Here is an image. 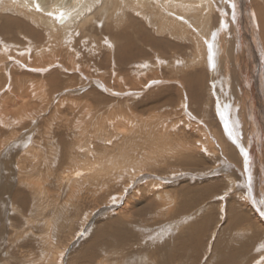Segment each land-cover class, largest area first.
<instances>
[{
  "label": "rangeland",
  "instance_id": "obj_1",
  "mask_svg": "<svg viewBox=\"0 0 264 264\" xmlns=\"http://www.w3.org/2000/svg\"><path fill=\"white\" fill-rule=\"evenodd\" d=\"M104 2L110 8L103 18H113L91 25L96 40L82 29L72 37V29L67 27L71 44L66 48H61L58 38L48 37L43 23L28 18L31 15L26 17L24 12L6 6L4 15H0V104H20L7 113L8 127L0 124V264H46L41 262L43 253L55 246L46 240L49 235L59 240L55 251L62 253L60 264H215L219 255L237 248L254 253L263 233L256 225L252 208L264 217L263 27L257 24L255 44L249 40L251 34H245L242 16L236 18L232 12L229 21L233 6L223 5L222 13L227 17L219 19L215 15L216 26L209 39L214 50L218 47V29H227L226 25L233 28L238 24L242 40L237 39L239 54L236 50L230 53L224 67L220 65L224 49L217 48L214 89L203 59L194 67L188 65L196 50L193 38L198 33L197 29L191 31V21L199 20V10L194 7H201V3L186 4L180 9L182 14H177L160 13L161 3L157 2L147 7L141 5V0H100L86 13L101 6L100 13ZM214 2L219 4L221 0H204V4ZM3 5L1 0L0 6ZM238 6L245 13L254 11L264 23V0H239ZM65 16L70 17L68 13ZM121 16L127 20L119 25ZM173 17L178 25L165 27L164 23ZM5 22L12 28L2 30ZM45 43L46 48L42 46ZM39 47L44 48L43 56ZM54 50L59 51L58 57H70L68 53L76 52L79 57L75 68L70 67L73 65L68 64V59L55 58ZM236 55L240 56L238 60ZM141 65L144 72L132 79L131 71ZM55 72L61 77V86L52 95L37 100L38 95L30 87L46 90L47 78ZM196 72L203 77L198 75L199 81L192 79L193 87L190 85L189 89V75L199 74ZM119 77H125L127 82L120 84ZM217 94L229 119L232 117L230 121L235 122V141L223 128L216 109ZM243 110L245 123L240 115ZM121 114H127L124 118L130 122L126 123L125 137L116 129L117 123L114 126L108 122ZM254 125L259 129L256 135L251 133ZM204 129L215 142L211 147L213 154L196 150V143L204 140L199 131ZM29 131L33 143L25 150L23 143L14 141L29 136ZM105 131L109 132L106 137ZM163 132L175 135L185 150H190L182 152L177 142L166 144ZM102 136L117 146L108 158L113 153V157L131 154L132 158L145 159L146 162L138 163L141 172L135 176L126 172L127 178L119 182L112 178L109 186L104 178H92L88 170L89 176L85 177L66 172L75 166V157L92 160L88 162L91 170L92 163L97 165L106 159L96 153L105 147L96 149ZM10 143L12 148H8ZM83 148L96 151L88 155ZM31 150L32 154L26 152ZM78 169V173L82 172ZM229 179L235 184L233 192L228 190ZM151 183H158L163 193L167 191L168 202L147 193L145 188ZM131 198V217L126 221L117 213ZM219 206L226 208L227 214ZM235 214L241 220L237 221ZM184 219L187 223L182 229L174 225Z\"/></svg>",
  "mask_w": 264,
  "mask_h": 264
},
{
  "label": "bare ground",
  "instance_id": "obj_2",
  "mask_svg": "<svg viewBox=\"0 0 264 264\" xmlns=\"http://www.w3.org/2000/svg\"><path fill=\"white\" fill-rule=\"evenodd\" d=\"M1 1V0H0ZM95 1H100V0H2V2L4 3L3 6H0V15L3 14V8L4 6H6V9L8 8H12L13 10L15 9L17 12L19 13H22L24 12L23 15H25L26 17L30 18L32 17V20L34 21H40L41 23H43V27H45L46 31H47V36L50 37V38H56L54 40H57V38L59 40H61V42L59 41V44L61 45V48H64L65 46L67 47V45H70L71 43H69V41L67 40V36H69L71 38V36L75 35V31L77 30H83L84 32H87L88 34H92L94 37V40H96V36L94 35V30L95 29L93 26L91 25H94V22L95 21H101L103 19H107L108 21L112 20L113 17H110L108 18L107 16H104L106 18H103V15L104 14H107V11L109 10L110 8V5L107 3V2H104L103 3V6H102V9L99 13V7L97 9V11L95 12H92V13H86L87 12V8H92V5ZM119 2V0H117ZM122 1V0H121ZM124 1H129V0H124ZM141 5L142 4H145V6L149 7L150 5H153V2H157V3H161V10L160 13L162 12H176L177 14H182V12L180 11L181 8L185 7L186 4H189V3H201L202 5H198V6H201L199 8H195L194 7V10H199V14H198V19L197 21H191V26L192 29L191 31H194V30H198V33L195 32V38H193V41H194V44L196 46V50H195V53L193 54V58L191 59V63H188L189 67H194L195 65H197V63H200L201 60L203 59V61L205 62L209 72H210V75H211V78H212V86L214 87V89H217V84H216V81H215V77H216V73H217V67H218V51H217V48L222 46V49H224V53L223 55L220 57V65L223 67L225 66V62L228 61V59L230 58V53H234L235 50H236V54H239L237 52V49L239 48V43H240V40H242V38H240V29H238V24H236L235 27L231 28L230 25H226L227 29H218L219 31V35H218V47L216 48V50H214L215 47H213V45L211 44V41L209 40L211 35H212V29L215 28V19H217L216 17L218 16L219 19H222V18H225L227 16H224L223 15V10L222 7L223 5H226V7H232V9H229V21H232L231 19V13L233 12V14L235 15V17H239V16H242L243 19H245L243 21L244 23V29H245V34H248L249 37H250V34H251V37H250V41L255 43V44H258V38H256V36H258V30H257V24L261 27H263L264 29V23H263V19H258L257 18V14L252 11V12H249L248 11L245 13L242 11V9H239L240 6H238L239 4V0L236 1V0H221V2H219V4L217 2H214L212 5H209V4H204V0H141ZM217 1H220V0H217ZM133 2V1H132ZM234 2V3H233ZM241 2V1H240ZM135 3V2H133ZM140 3V2H139ZM253 3V2H252ZM128 4V3H127ZM218 4V5H217ZM37 5H39V8H37ZM130 5V4H129ZM241 5V4H240ZM137 6V5H136ZM120 7L121 8H124V6L122 7L121 4H120ZM129 7V6H128ZM132 7V6H131ZM144 7V6H143ZM114 8V6L112 7V9ZM235 8L237 10H235ZM149 9V8H148ZM169 9V10H168ZM126 11V10H125ZM178 11V12H177ZM201 11V12H200ZM207 11V13L205 12ZM214 11H216V13L214 14ZM69 14V16H65L66 14ZM124 13V12H123ZM144 13V12H143ZM226 13V12H225ZM4 15V14H3ZM127 15V14H126ZM145 15V14H144ZM185 15V14H184ZM215 15H217L215 17ZM226 15V14H225ZM69 17V18H68ZM245 17V18H244ZM126 18V16H121L119 17L120 21H119V25H122L123 22H125L124 20H127V19H124ZM124 19V20H123ZM129 19V18H128ZM234 19V18H233ZM63 21L65 22L64 25H60V22ZM258 21V23H257ZM122 22V23H121ZM127 22V21H126ZM37 23V22H36ZM117 23V22H116ZM121 23V24H120ZM3 23H0V27L2 26ZM39 24V22H38ZM97 24V22H96ZM99 24V23H98ZM168 24L169 26L170 25H173V26H176L177 24V21L174 20V17L173 19L172 18H169V20L164 23V26L165 27H168ZM231 24H233L231 22ZM41 25V24H40ZM45 25V26H44ZM111 25V24H110ZM178 25V24H177ZM180 25V24H179ZM91 26V27H90ZM99 26V25H98ZM97 26V27H98ZM188 26V25H187ZM225 26V25H224ZM72 29V33H71V36H70V33L68 32V28ZM117 27V26H116ZM163 27V26H162ZM172 27V26H171ZM9 28H12L8 27V24L5 22L4 23V26H3V29L2 30H7ZM41 28H42V25H41ZM118 28V27H117ZM169 28V27H168ZM173 28V27H172ZM124 29V28H123ZM229 29V30H228ZM263 29L261 31H263ZM52 31L53 33L52 34H49L50 31ZM182 30V29H181ZM78 31V32H79ZM82 32V31H80ZM51 33V32H50ZM122 33V32H121ZM4 34V33H3ZM85 34V33H84ZM183 34V33H182ZM194 34V33H193ZM263 36H264V31H263ZM82 35V34H81ZM87 35V34H86ZM72 36V37H73ZM89 36V35H88ZM111 36V35H110ZM246 36V35H245ZM80 37V36H79ZM105 37V36H104ZM113 37V35H112ZM121 37V36H120ZM186 37V36H185ZM77 38V37H76ZM124 38V37H123ZM238 38H240V40H237ZM82 39V38H81ZM87 39V38H86ZM99 39V38H98ZM115 39V38H114ZM129 39V38H128ZM197 39L200 40L201 44L198 45V41ZM247 39V38H246ZM114 41V40H113ZM79 42V41H78ZM100 43V42H99ZM193 43V42H192ZM237 43V47L235 48V45ZM202 45V49L200 50L199 48L201 47ZM209 45H211V47H209ZM215 45V44H214ZM44 46L45 48L47 47V44L45 43V45H42ZM128 46V45H126ZM65 47V48H66ZM130 47V46H128ZM42 51H41V54L43 56L44 54V48L43 47H39ZM69 49V48H68ZM128 49V48H127ZM131 49V48H130ZM248 49V48H247ZM65 50V49H64ZM58 50H54L53 51V55L55 58L57 59H63V60H69L68 61V64L69 65H73V66H70V67H74L77 65L76 61H77V57L76 56V52L74 55H70L68 53V51H66L68 53V55L70 57H68L67 55H64L62 54L60 57H58V53H57ZM63 51V50H62ZM59 52V51H58ZM64 53V51H63ZM202 56H201V55ZM201 57V58H199ZM237 57V60L238 58H240V56L236 55ZM240 62V61H239ZM238 62V63H239ZM143 63V62H141ZM75 65V66H74ZM144 68L143 65L140 66V68H137L136 70H132L131 73L133 74L132 76V79L136 80V77H138L139 75H141L143 72H144ZM40 71V70H38ZM149 73V72H147ZM196 73H199V72H196ZM202 73L200 72L199 74H190L189 75V86L190 85L192 86V81L194 80V78L197 79L198 75H200V78H202L203 76L201 75ZM59 75L57 74V72L54 73H51L49 74V79L47 78V87L46 90L41 87V88H35L34 87H30V89L32 88V91L35 92V96L38 95V98L37 100L41 101L43 100L46 96H50L53 94L55 88H59V86H61L60 84V76L58 77ZM118 77V76H117ZM191 79V80H190ZM193 79V80H192ZM120 84H121V81H126V78L125 77H119L118 78ZM199 81V79H197ZM116 81V80H115ZM221 81V80H220ZM127 82V81H126ZM103 83V82H102ZM40 85V84H39ZM221 85V84H220ZM115 87H117L115 85ZM193 87V86H192ZM191 89V87L189 88ZM58 90V89H57ZM31 91V92H32ZM218 93V91H217ZM226 93V92H225ZM91 94V93H90ZM221 95H223V92L221 91ZM215 96V95H214ZM217 97V108L218 111L220 112V117H222L221 119L223 120V128L224 130L226 131V134L232 138V140L235 141L234 139V135L236 134V131L235 130V122L233 121H230L227 113L226 112V107L224 106V104L221 102V99L219 98L218 94L216 95ZM224 98V97H222ZM46 101V100H44ZM185 101V100H184ZM184 101L182 102V105L184 106ZM222 101L224 102V100L222 99ZM73 102V101H72ZM187 102V101H186ZM62 103V102H61ZM71 104V103H70ZM5 105V106H4ZM186 105V103H185ZM246 105V104H244ZM20 104L19 103H13V104H0V124L2 126H7L8 127V124H7V120H8V115L7 113L9 112V110L11 108H16L18 107L19 108ZM247 106V105H246ZM5 107V111H3V108ZM62 107V106H61ZM81 107V106H80ZM248 107V106H247ZM244 108V107H243ZM79 110V109H78ZM115 110V109H114ZM59 111V110H58ZM57 111V112H58ZM125 111V110H123ZM241 111V110H240ZM85 112V111H84ZM122 116L116 117V119H112L111 121L109 120L108 122L109 123H112L114 126L116 125L117 123V130L120 132L119 134H121L122 136L124 135V131L126 130V123L129 124L130 122L127 121L128 119L124 118L127 114H121ZM219 115V114H218ZM241 117L243 118V123H245V116H246V112L245 110H243V112L240 114ZM117 116V115H116ZM105 118V117H104ZM247 118V117H246ZM22 119H24L22 117ZM106 119V118H105ZM104 119V120H105ZM14 121V120H12ZM150 121V120H149ZM102 122V121H100ZM18 123V122H17ZM22 123V121H21ZM103 123V122H102ZM20 124V123H19ZM92 124V123H91ZM154 124V123H153ZM251 125H253V122L250 123ZM112 125V126H113ZM130 125V124H129ZM128 125V126H129ZM97 126V125H96ZM105 126V124H104ZM111 126V127H112ZM127 126V127H128ZM154 126V125H153ZM16 127V126H15ZM101 127V126H100ZM99 127V128H100ZM81 128V127H80ZM152 128V127H150ZM180 128V127H179ZM189 128V127H188ZM251 133L252 135L255 134V132H258L259 129L254 125V126H251ZM156 129V128H155ZM201 128H199L198 130H200ZM115 130V129H114ZM151 130V129H150ZM157 130V129H156ZM165 130V129H164ZM167 130V129H166ZM108 131V130H107ZM112 131V130H110ZM169 131V130H168ZM206 130L204 129L203 131H199V132H202V136L204 137V140H199L198 143H196V150L200 153H204L205 155L206 152L204 151V149L208 152V153H211L212 149L211 147L214 148V140L211 138V136L208 134L207 135V131L205 132ZM30 132V131H29ZM96 132V131H95ZM115 132V131H113ZM112 132V133H113ZM136 132V131H135ZM145 132V131H144ZM170 132V131H169ZM14 133V132H13ZM109 133V132H108ZM108 133H103L105 134V137L108 135ZM117 133V132H116ZM131 133V132H130ZM129 133V134H130ZM141 133V132H140ZM29 134V133H28ZM101 134V133H100ZM99 132H98V135H100ZM133 134V133H132ZM131 134V135H132ZM138 134V132L136 133ZM135 134V136H136ZM258 134V133H256ZM255 134V135H256ZM161 135V133H160ZM163 137H165L164 139H166V141H164L166 144H169L172 143V142H177L179 144V146L181 147V151L182 152H187L188 150L190 149H186L185 150V147L181 145V140L176 137L173 136V135H169L165 132L162 133ZM208 137H207V136ZM104 136V135H103ZM102 136V137H103ZM119 136V135H118ZM138 138H139V134L137 135ZM174 139H173V137ZM14 137H17V135H14ZM27 137L28 138V141L27 139L25 138ZM101 137V138H102ZM112 137V136H111ZM110 137V138H111ZM114 137V136H113ZM125 137V135H124ZM158 135H155L154 138H157ZM240 138V137H239ZM87 139V138H86ZM96 139H98L96 137ZM117 139V138H116ZM16 143H23V146L25 147V150H28L26 149L27 147H29L28 145L32 144L33 143V140H32V135H31V132L29 134V136H22L21 138L19 137V139H15ZM113 141H106L104 139V137L102 139L99 140V142H97V147L96 149L98 150L99 148H102V146L105 145L104 149L103 150H106V151H103L100 152V150H98L97 155L102 157V156H106V159L104 160H101V159H98V161H100V163L98 162V164L94 165L92 163V169L89 168V161L92 162V160H88V158L84 159V160H81L80 158L78 157H75L74 160H72L75 164V166L71 167V170L68 171L66 170V172L68 173H71L73 174L75 172V174H83L84 177L85 176H89L88 173H87V170L88 171H91V174H92V178L93 177H97V178H104L105 179V183L107 186H109L113 180L112 178H116V180H121L125 178H127V175H124V174H127L126 172H131L132 175L135 176L136 173H139L141 172L142 169L139 168V165L138 163H141V162H146L145 159L143 160H140L139 157H136V158H132L134 157L133 155L131 154H127V155H122V156H119V155H115V157H113V153L111 156H109L108 158V153L110 152H114L115 149H116V145L114 146L113 144H111ZM219 142H222L220 137H219ZM237 142V141H236ZM239 142V141H238ZM238 146L239 148L242 150V146H240L238 143ZM241 142V141H240ZM16 143H14V146H16ZM111 144V145H110ZM155 144V143H154ZM185 144V143H184ZM244 146H246L245 144V139H244V142H243ZM10 147L8 146V148H12V143H10ZM66 145V144H65ZM158 145V144H157ZM4 146V145H3ZM22 146V148H24ZM114 146V147H113ZM123 146V145H122ZM188 146V145H186ZM221 146V145H220ZM78 147V146H77ZM167 147V145H166ZM171 147V146H170ZM172 147H174L172 145ZM191 147V146H190ZM7 149V152H8V148L5 147ZM32 148V147H31ZM106 148V149H105ZM187 148V147H186ZM4 149V150H6ZM91 149V150H90ZM96 149H94V151H96ZM122 149V147L120 148ZM174 149V148H173ZM40 150V148H39ZM85 152H88V155L93 153L92 152V148H88V149H84ZM124 151V150H123ZM155 151V150H154ZM192 151V150H191ZM27 153L29 154H32V150L31 151H26ZM40 152V151H39ZM84 152V151H83ZM244 152V151H243ZM25 153V152H24ZM36 153V152H35ZM78 153V152H77ZM76 153V155H77ZM192 153V152H191ZM173 154V153H172ZM183 154V153H181ZM185 154V153H184ZM213 154V152H212ZM24 155V154H23ZM40 155V154H39ZM38 155V156H39ZM84 155V154H82ZM199 155V154H198ZM204 155V156H205ZM9 156V155H8ZM18 156V155H17ZM51 156V155H50ZM75 156V155H73ZM86 156V155H85ZM83 156V157H85ZM187 156V155H186ZM37 155L35 156L34 155V158H36ZM82 157V156H81ZM87 157V156H86ZM90 157V156H89ZM153 157V156H152ZM198 157V156H197ZM29 158V157H28ZM150 158V157H148ZM14 159V158H13ZM38 159V158H37ZM154 159V158H153ZM196 159V158H195ZM24 160V159H23ZM40 160V159H39ZM38 160V161H39ZM152 160V159H150ZM190 160V159H189ZM44 161V160H43ZM52 161V160H51ZM54 161V160H53ZM57 161V160H56ZM161 161V160H160ZM192 161V160H191ZM197 161V160H195ZM194 161V162H195ZM1 162V161H0ZM50 162V161H49ZM55 162V161H54ZM185 162V160H184ZM219 162V161H218ZM200 163V162H199ZM203 163V162H202ZM194 164V163H193ZM36 165V164H35ZM56 165V163H55ZM155 165V164H154ZM37 166V165H36ZM58 166V165H57ZM78 168H81L82 169V172L78 173L79 172V169L78 171H76V169ZM97 167V168H95ZM33 168V167H32ZM119 168L121 169V171L119 172ZM142 168V167H141ZM114 170V172H112V170ZM118 170V171H117ZM5 173V172H4ZM134 173V174H133ZM67 175V174H66ZM139 175V174H137ZM131 175H129L128 177H130ZM134 176H131V177H134ZM65 178V177H64ZM68 178V177H67ZM80 178V177H79ZM78 178V179H79ZM88 178V177H87ZM34 179V178H32ZM70 179V178H69ZM77 180V179H76ZM122 180V181H123ZM97 181V179H96ZM229 181L231 182V185L229 186V189L231 192L233 187L235 186L233 180H230ZM73 182V181H72ZM85 182V181H84ZM115 182V181H114ZM117 182V181H116ZM41 183V182H40ZM101 183V182H100ZM98 184V182H97ZM96 184V186H97ZM103 185V182L101 183ZM37 186V185H36ZM39 186V185H38ZM105 186V185H104ZM95 187V186H94ZM102 187V186H101ZM147 187V186H146ZM228 187V186H227ZM237 188V187H236ZM142 189V188H141ZM147 189L149 192H147L148 194H152L156 199L158 200H162V202H168V197L165 195L167 191H165V193H163L161 191V187L160 185L157 183H151L150 186L148 185ZM2 190V189H1ZM82 191V190H81ZM103 191V190H101ZM239 191V190H238ZM139 192V191H138ZM142 192V191H141ZM236 192V191H235ZM96 193V192H95ZM136 194H138L137 192H135ZM229 193V192H228ZM98 194V191L96 193V195ZM102 194V193H101ZM135 194V195H136ZM230 194V193H229ZM228 194V195H229ZM72 196V195H71ZM75 196V195H74ZM77 196V195H76ZM106 196V195H105ZM134 196V195H133ZM137 196V195H136ZM169 196V195H168ZM244 196V195H243ZM73 197V196H72ZM100 197V196H99ZM112 197V196H111ZM226 197V196H225ZM240 197V196H239ZM119 197H117V199L115 200H112L113 201H117ZM229 198V197H228ZM245 200H246V195L244 196ZM72 199V198H71ZM79 199V198H78ZM172 200V199H171ZM170 200V201H171ZM68 201V200H67ZM132 201L133 199L131 198V200H128L126 201V204L123 208H121L119 210V213H121L123 215V218L127 220H129V218L131 217L130 216V210H129V205L130 203L132 204ZM228 201V200H227ZM243 201V200H242ZM247 201V200H246ZM164 202V203H165ZM172 202V201H171ZM163 203V204H164ZM74 204V203H73ZM220 209L222 210H225L223 206H219ZM227 207V206H226ZM63 208V207H62ZM164 209V208H163ZM231 209V208H230ZM133 210V209H132ZM166 210V209H165ZM229 210V209H228ZM252 212L255 214V218L257 220V223L256 225L258 224V228L262 231L263 235L262 237L260 238V242L258 243V245H256V250L254 253L250 254L248 251H246L245 249H236V250H232V251H228V252H225V254H222V255H219L218 258H216L215 260V264H220L222 261L221 264H264V217H262L257 211L255 208H252ZM63 213V212H62ZM231 213V212H229ZM252 213V214H253ZM60 214V213H59ZM64 214V213H63ZM226 214H227V209H226ZM237 221L239 219V214H235ZM246 215V214H245ZM229 216V215H228ZM57 217V216H56ZM246 218V217H245ZM249 219V217H248ZM53 221V219H51ZM187 219H184L182 220L181 222L182 223H179L180 225H177L174 223V225H176L179 229H182L184 224L187 223L186 222ZM241 220V219H239ZM250 220V219H249ZM131 221V220H130ZM179 221V220H178ZM62 222V221H61ZM240 222V221H239ZM238 222V223H239ZM122 224H124L122 221H121ZM85 224V223H84ZM194 224V223H193ZM230 224V223H229ZM63 225V224H62ZM171 225V224H170ZM189 225V224H188ZM240 225V224H239ZM173 226V225H172ZM241 226V225H240ZM255 226V225H254ZM52 227V226H51ZM72 227V226H71ZM190 227V226H189ZM188 228V227H187ZM186 228V229H187ZM196 228V227H195ZM251 228V227H250ZM191 229V228H190ZM199 229V228H198ZM103 230V229H102ZM185 230V229H184ZM183 230V231H184ZM192 230V229H191ZM186 231V230H185ZM194 231V230H193ZM244 231V230H243ZM256 231V230H255ZM258 231V230H257ZM52 232V230L50 231V233ZM130 232V231H129ZM182 232V231H181ZM188 231H186L187 233ZM191 232V231H189ZM195 232V231H194ZM198 232V231H197ZM201 232V230H200ZM248 232V231H247ZM259 232V231H258ZM56 232H54L55 234ZM242 234V232H241ZM192 235V234H191ZM194 235V234H193ZM196 235V233H195ZM194 235V236H195ZM247 235V234H245ZM259 235V234H258ZM164 236V235H163ZM240 236V235H239ZM254 236V234H253ZM246 237V236H245ZM255 237V236H254ZM257 237V236H256ZM248 239V236L246 237ZM56 240H53L51 238V236L49 235V237L46 239V240H49V245H55L53 248V250H46L43 254L45 256H43V259L41 260L42 263H46V264H60V260L62 261V253L60 252H56L55 249H57V244H58V239L55 238ZM237 239V238H236ZM256 239V238H255ZM52 241V242H51ZM258 241V239H257ZM55 242V243H53ZM198 242V241H197ZM196 243V242H195ZM242 243V242H241ZM246 245V244H245ZM239 246V244H238ZM250 246V245H249ZM230 249V247H229ZM60 250V249H59ZM231 250V249H230ZM223 253V252H221ZM60 254V256H59ZM145 258V257H144ZM38 260V259H37ZM40 260V258H39ZM214 260V258H213ZM165 261V260H164ZM34 263H36V261H33ZM25 264H28L27 262ZM31 264V263H30ZM101 264V263H99ZM105 264V263H104ZM145 264V263H144Z\"/></svg>",
  "mask_w": 264,
  "mask_h": 264
},
{
  "label": "snow or ice",
  "instance_id": "obj_3",
  "mask_svg": "<svg viewBox=\"0 0 264 264\" xmlns=\"http://www.w3.org/2000/svg\"><path fill=\"white\" fill-rule=\"evenodd\" d=\"M37 8H39V5H37ZM209 47H211V45H209Z\"/></svg>",
  "mask_w": 264,
  "mask_h": 264
}]
</instances>
